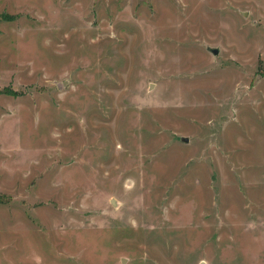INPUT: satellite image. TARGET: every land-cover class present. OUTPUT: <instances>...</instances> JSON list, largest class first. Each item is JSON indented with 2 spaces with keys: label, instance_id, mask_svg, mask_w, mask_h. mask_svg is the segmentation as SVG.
Listing matches in <instances>:
<instances>
[{
  "label": "rangeland",
  "instance_id": "374dc122",
  "mask_svg": "<svg viewBox=\"0 0 264 264\" xmlns=\"http://www.w3.org/2000/svg\"><path fill=\"white\" fill-rule=\"evenodd\" d=\"M0 264H264V0H0Z\"/></svg>",
  "mask_w": 264,
  "mask_h": 264
},
{
  "label": "water",
  "instance_id": "95a60500",
  "mask_svg": "<svg viewBox=\"0 0 264 264\" xmlns=\"http://www.w3.org/2000/svg\"><path fill=\"white\" fill-rule=\"evenodd\" d=\"M213 52H214V53H217L218 50H217V49H213ZM184 140H185V141H188V138H184Z\"/></svg>",
  "mask_w": 264,
  "mask_h": 264
}]
</instances>
